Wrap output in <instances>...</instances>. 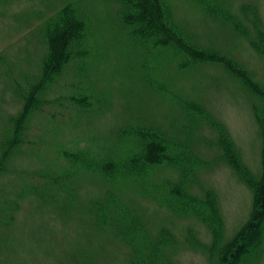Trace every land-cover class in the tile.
Masks as SVG:
<instances>
[{
	"label": "rangeland",
	"instance_id": "rangeland-1",
	"mask_svg": "<svg viewBox=\"0 0 264 264\" xmlns=\"http://www.w3.org/2000/svg\"><path fill=\"white\" fill-rule=\"evenodd\" d=\"M68 1L0 0V196L10 198H0V264H227L264 171V104L225 63L264 89V0H223L222 20L198 0H167L188 39L215 57L204 61L163 48L147 58L123 30L118 3L82 0L93 54L49 73L43 27ZM145 124L170 141L173 159L152 165L142 185L113 180L120 203L104 206L112 216L128 211L144 228L140 243L95 222L91 207L108 186L85 166L68 211L37 191L19 195L73 157L133 152L131 135ZM179 153L190 162L172 161ZM257 236L235 264H264V221Z\"/></svg>",
	"mask_w": 264,
	"mask_h": 264
},
{
	"label": "trees",
	"instance_id": "trees-1",
	"mask_svg": "<svg viewBox=\"0 0 264 264\" xmlns=\"http://www.w3.org/2000/svg\"><path fill=\"white\" fill-rule=\"evenodd\" d=\"M198 1L201 6H204L208 11H212L214 16L221 20L223 19L221 16L217 15L220 9H222L223 0H221V2L220 0ZM84 2L85 1L82 0H70L66 2L65 9L54 15L43 27L42 34L48 42L47 54H49V56L45 60L47 72H56L59 68V70L63 72L69 63H75L74 67L76 68L79 63H82V61L93 54V46L88 39V28L90 24L88 23L89 15L82 8ZM114 2L118 3L119 6L118 17L123 30L127 31L131 41L141 46L142 52L144 50L147 58L151 55L150 53H155L157 50L163 48L162 51L166 50L168 53L180 54L183 60L204 61L215 59L210 52L196 47L191 42V39H188L184 34V30L178 26L177 21L174 19L167 0H114ZM222 14L225 15L227 21L230 20L234 22L230 14L226 13V10L223 9ZM225 64L232 72L239 75L254 92L263 98L264 104V89L257 87L254 83L247 80V76L242 70L236 68L232 63L228 62ZM44 83L46 84V82H42L41 84ZM38 86L35 89L36 93L34 90V95L36 94V96L38 93ZM34 95L31 94V99H33ZM85 99L86 97L83 95L76 96L73 102L78 101L83 103L82 101H85ZM183 107L193 114L194 109H190V105L184 104ZM18 124L19 121L16 120V125ZM146 125L147 124L143 126L146 129H140L131 135L135 143L134 149H131L133 152L124 150L123 152L119 151L118 154V149L117 152H104L96 161H92L91 155L88 154L73 157L74 159L69 161V167L62 171L48 170L45 171L43 175L38 173L39 177L43 176L45 178L43 181L44 183L38 185H36V183H27L20 190L21 193H19V195L28 193L31 190L37 191L36 193L42 200L56 205L61 210L68 211L69 206L72 205V203L75 204L74 202L77 198V180L80 178L77 177V173L82 170L80 167L85 166L94 176L100 178L105 186H108L106 190L107 193L100 205L97 204L91 207L95 222L109 228L118 225L120 228H123L126 237L129 236L140 243L143 239L144 228L140 230L139 224L133 221V217L128 214V211L124 209V211L121 212L115 208L114 215L112 216L104 211L106 208L104 206L112 207L116 203H120L117 198H113V194L118 191V184L113 182V180L127 179L131 180L133 183L139 181L140 185H142V177L152 165L154 166L161 162V160L163 161L164 157H166L167 160L173 159L171 157L169 158L167 155V148H172L171 144H169V146L167 145L170 141L166 138H161L158 132L159 128L150 130ZM182 141L187 142V139L185 138ZM126 142H128V140L125 141V143ZM129 148H131V146H129ZM181 155L182 153H179L172 161H175V163L181 166L185 165V161L186 164L190 162L189 156L187 157L185 153L183 156ZM81 157L82 162H79L80 159L78 158ZM254 185L256 188V197L252 219L242 233V239L239 241L237 240L235 246H232V250L228 255L227 264H235L239 255L245 250L248 244L254 241V238H258V232L261 230L264 221V171L260 181ZM172 191H174L173 188L170 189L169 196L174 193ZM0 198L3 200L10 199L4 196H0ZM168 199L174 202L170 197H167V200ZM117 205L119 206V204ZM124 207L126 206L124 205ZM117 212H121L118 213L121 214L119 217H117Z\"/></svg>",
	"mask_w": 264,
	"mask_h": 264
}]
</instances>
